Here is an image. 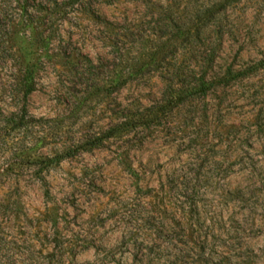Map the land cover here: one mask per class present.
Masks as SVG:
<instances>
[{"label":"rangeland","instance_id":"1","mask_svg":"<svg viewBox=\"0 0 264 264\" xmlns=\"http://www.w3.org/2000/svg\"><path fill=\"white\" fill-rule=\"evenodd\" d=\"M261 60L264 0H0V264H264Z\"/></svg>","mask_w":264,"mask_h":264},{"label":"trees","instance_id":"2","mask_svg":"<svg viewBox=\"0 0 264 264\" xmlns=\"http://www.w3.org/2000/svg\"><path fill=\"white\" fill-rule=\"evenodd\" d=\"M18 2L20 3L21 0H18ZM216 4L217 3H212V6L205 7V11H207L208 14H212V18L215 17V15L220 11V8H217ZM20 8H22V6ZM24 12H26V14H28V12H29L26 9V7H24ZM207 16H209V15H207ZM215 32L218 33L219 31H215ZM221 36H223V34ZM213 64L214 65H212V72L213 73H212V80H211L212 83L210 82L211 84L209 83V85H206V82L204 83V81H203L202 84L199 85V87H194L195 91L191 92V95L197 94L198 92H201L204 96H206L208 93V90H209V88H211V86H217L220 84H227V83L231 82L232 80H234L238 77L247 75L252 70V68H251V69H244V70H237L236 71L231 66L226 67V69H224V70L223 69L217 70V69H215V67H217V64L216 63H213ZM261 66H264V60L259 61L257 64L254 65L253 68H257V67H261ZM21 74L22 75L19 79V86H20L21 92L23 93L24 100H27L28 97L30 96V94L33 93L37 89L34 71H33L32 67L29 66V64L27 63L26 65L23 66ZM115 74H116V77H115L116 84L119 87L123 86L126 83L127 78H125L121 72H116ZM179 96H180L179 98L177 97V101H174L173 98L166 100V104L163 106L146 107L145 108V110L147 111L146 114H142L140 117H138L136 119H131L129 121H125V120L121 121L117 125V128L115 129L114 132L122 130L123 128H132V127H135L137 125H144V126L149 125L150 123L159 119L161 116L160 114L165 112V110L169 106L173 107V106L179 104L180 102L185 101L189 95L182 94ZM23 108H24V111H26V102H25ZM62 156H64V155H62L60 153L56 154V156L53 158V161L55 159H57V162H58L59 161L58 158L59 157L61 158Z\"/></svg>","mask_w":264,"mask_h":264}]
</instances>
